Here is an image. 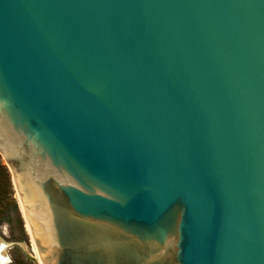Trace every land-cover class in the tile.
Listing matches in <instances>:
<instances>
[{"label":"water","instance_id":"95a60500","mask_svg":"<svg viewBox=\"0 0 264 264\" xmlns=\"http://www.w3.org/2000/svg\"><path fill=\"white\" fill-rule=\"evenodd\" d=\"M0 134L50 264H264V0H0Z\"/></svg>","mask_w":264,"mask_h":264},{"label":"rangeland","instance_id":"374dc122","mask_svg":"<svg viewBox=\"0 0 264 264\" xmlns=\"http://www.w3.org/2000/svg\"><path fill=\"white\" fill-rule=\"evenodd\" d=\"M0 164L6 170L9 186L6 201L0 204V237L6 244L7 254L4 264H50L52 256H45L46 250L33 238L28 225L21 193L15 184V160L5 158L0 152Z\"/></svg>","mask_w":264,"mask_h":264},{"label":"bare ground","instance_id":"6f19581e","mask_svg":"<svg viewBox=\"0 0 264 264\" xmlns=\"http://www.w3.org/2000/svg\"><path fill=\"white\" fill-rule=\"evenodd\" d=\"M0 138L2 139V142H3V148L5 150L9 151V149H8V147H7V145H6V143H5V141H4V139H3L1 134H0ZM15 184H16L19 192L21 193V203H22L23 207L26 210L25 214H26L27 220L29 221L28 225H29L30 230L32 232L33 238L35 239L36 226L33 224V222H31V219H30L31 201L30 200L28 201L26 196L22 194V186L19 183V178L18 177L15 179ZM6 261H7L6 244L0 239V264H4Z\"/></svg>","mask_w":264,"mask_h":264},{"label":"trees","instance_id":"16d2710c","mask_svg":"<svg viewBox=\"0 0 264 264\" xmlns=\"http://www.w3.org/2000/svg\"><path fill=\"white\" fill-rule=\"evenodd\" d=\"M0 183L3 184V187H0V204H3V201H6L7 192L6 189L8 186V178L6 175L5 168L0 164ZM6 195V196H5Z\"/></svg>","mask_w":264,"mask_h":264}]
</instances>
